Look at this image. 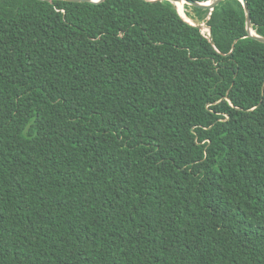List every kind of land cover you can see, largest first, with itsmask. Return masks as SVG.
<instances>
[{"label":"trees","instance_id":"obj_1","mask_svg":"<svg viewBox=\"0 0 264 264\" xmlns=\"http://www.w3.org/2000/svg\"><path fill=\"white\" fill-rule=\"evenodd\" d=\"M181 4L0 0V264H264V43Z\"/></svg>","mask_w":264,"mask_h":264},{"label":"water","instance_id":"obj_2","mask_svg":"<svg viewBox=\"0 0 264 264\" xmlns=\"http://www.w3.org/2000/svg\"><path fill=\"white\" fill-rule=\"evenodd\" d=\"M43 2H53V1H64V2H73V3H79V2H86V3H100L103 0L93 1V0H40ZM147 1H168L174 5H176L179 2H183L184 4L204 9L209 11L208 19L210 18L211 12L214 10V8L221 2L222 0H213V1H207V2H193V1H187V0H147ZM242 2V5L245 10V16H246V30L248 32V36L252 39H255L256 41H259L261 43H264V38H261L253 33L251 30V19H250V12L248 9L247 0H240ZM182 17V16H181ZM183 18V17H182ZM207 34L211 36V30L208 28Z\"/></svg>","mask_w":264,"mask_h":264},{"label":"rangeland","instance_id":"obj_3","mask_svg":"<svg viewBox=\"0 0 264 264\" xmlns=\"http://www.w3.org/2000/svg\"><path fill=\"white\" fill-rule=\"evenodd\" d=\"M184 18H185V20L187 21V22H189V23H191V24H193V25H196V26H199L200 27V29H201V32L204 34V33H207V27L205 26V24H203V23H198V22H193L192 20H190V19H188V18H186V16H184Z\"/></svg>","mask_w":264,"mask_h":264},{"label":"bare ground","instance_id":"obj_4","mask_svg":"<svg viewBox=\"0 0 264 264\" xmlns=\"http://www.w3.org/2000/svg\"><path fill=\"white\" fill-rule=\"evenodd\" d=\"M93 1H98V0H93ZM175 6H176V8H177L179 14L183 17V19H185V18H184L185 15H184V13H183L184 6L181 4V2L177 3ZM207 30H208V29H207Z\"/></svg>","mask_w":264,"mask_h":264}]
</instances>
